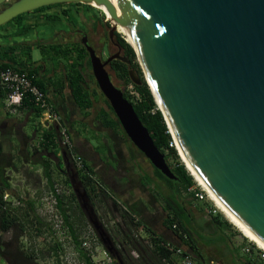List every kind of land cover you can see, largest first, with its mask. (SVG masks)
Masks as SVG:
<instances>
[{
	"label": "water",
	"instance_id": "obj_1",
	"mask_svg": "<svg viewBox=\"0 0 264 264\" xmlns=\"http://www.w3.org/2000/svg\"><path fill=\"white\" fill-rule=\"evenodd\" d=\"M71 2L104 7L110 14L109 34L120 32L132 47L175 148L228 212L264 244V0H122L130 26L111 0H0V25L40 6ZM118 22L132 40L118 30ZM82 42L128 138L175 180L105 62L85 38ZM115 57L130 62L119 53ZM128 74L141 83L132 68ZM69 178L101 243L123 264L76 173Z\"/></svg>",
	"mask_w": 264,
	"mask_h": 264
},
{
	"label": "trees",
	"instance_id": "obj_2",
	"mask_svg": "<svg viewBox=\"0 0 264 264\" xmlns=\"http://www.w3.org/2000/svg\"><path fill=\"white\" fill-rule=\"evenodd\" d=\"M72 4L77 3L73 2ZM51 5L52 4L40 6L32 11H43L46 7ZM87 5L92 7L90 4ZM62 14L68 15L69 10H64ZM21 15L22 14L17 15L16 18ZM44 15L47 14L44 13ZM48 16L57 18V16L52 13ZM48 16L47 18H49ZM27 29L28 26L23 25L22 30ZM116 34V40L122 47L124 55L130 60L129 65L120 60H115L112 63V67L117 71V77L125 86L123 95L133 104L137 116L148 129L155 145L164 153L166 162L177 178L174 180L166 177L152 164V174L144 173L139 162H135V160H137L135 158L138 157V155H145L139 149H136V152L131 155V150L127 160L124 157L118 160V162H120L119 167H121L126 174L128 173V175H130V181H134L137 177L136 179L140 182L141 186L140 190L147 192L145 194V201L140 198H134L133 196L127 197L124 201H120L117 197L115 198L113 196L112 192L116 193L113 187L107 186L103 183L101 178L97 176L92 161L88 159L83 150L85 146L83 144L75 145L74 143L71 150L67 149L60 143V137L54 126H49L44 130L43 138L41 137L37 145L33 147L32 154L27 156H31L30 163L32 165L40 167L42 176L45 178L50 189L49 194L52 192L55 197L54 207L60 215L61 226L66 229V233L77 251L78 258L82 261L93 264L88 252L82 246V238L79 236L77 227L72 220L71 213L68 212V207L64 201V196L66 195H64V192L60 191L55 184V177L60 176L64 183L71 188L69 176L72 171L76 173V179L81 182L89 198L93 199L95 197L98 202L100 201L103 204L105 213L116 211V213L120 215L122 224L119 222L114 223L116 233L115 230L109 228L105 222L102 224L116 246H120L118 250L119 257L123 264H160L161 257L167 252V250L162 247V242L166 240L183 244L201 258H205L202 256L201 250L198 249L190 229L189 223L191 215L188 207L207 212L216 226L227 228L230 222L219 210L215 212H208L206 210L205 207H213L211 201L205 199L196 201L193 199L192 193L187 191L188 187L194 184V178L180 159V154L177 153V149L174 145H169L172 141L171 134L168 131L163 114L157 106L149 85L144 79L142 69L132 47L125 41L120 32H116ZM15 49L16 47L14 45L1 49L4 60L0 61V69L13 67L15 69L24 70L21 67L15 66V58L12 55ZM55 54L68 60L70 70L67 71L65 75L67 87L72 95L73 103L86 114V108L92 106L96 96L95 92H90L86 88L85 80L81 74L82 63L85 57H87L86 50L81 44L73 43L70 48H58ZM26 55L30 58L29 50H26ZM129 68H132L139 76L141 80L140 84H135L130 80L128 74ZM31 72L33 71H28L29 75H33ZM32 81L43 90L42 86L35 78H33ZM25 105L30 106L40 115V109L28 96L24 97L19 108ZM96 118L99 120L100 125L105 129H109L114 137L118 136L122 142L132 144L121 127L118 118L114 115L112 108L108 107L106 102H104L103 107L97 109ZM66 124L68 125L67 122ZM71 139L74 142L72 135ZM40 142L42 143L41 151L37 148ZM53 145L55 146V150L53 154L49 156L47 155L48 150L52 148ZM92 148L89 147V149L95 151L94 147ZM71 153H78L82 156L84 168L75 167ZM17 157V153H6L3 143L0 140V239L1 234L6 232L11 233L12 239L8 242H4L5 245L3 249H1L0 245V260L1 262H5L4 264H39L38 258L40 256L44 257L45 255L52 254L57 264H65V260L60 258V253L63 251V244L54 236L47 241L43 249H38V247L31 244V242L26 245L25 241L22 240V238H26L30 241L33 230L39 235L44 232L52 235L53 229L51 222L45 221L37 213V200L29 197V195L20 196L14 190L8 170H19V164L15 162V158ZM66 163L68 167H66ZM119 167L117 168L118 171ZM134 168L139 170L138 173L134 172ZM32 172L35 173L36 171L30 169L27 171V174L31 175L33 174ZM116 180H120L119 176H116ZM117 185L121 187L118 182ZM149 185L152 186L151 191L146 190ZM124 187L127 188L126 186ZM56 189H58V192H55ZM127 189V191H129L132 188ZM70 194V199L76 202L77 208H80L77 198L71 189ZM108 201H111L113 207H110ZM41 203L40 201L39 204ZM158 217L162 218V225L169 229L172 234L177 235L178 239L174 237L169 238L164 235L163 232L156 230L155 223ZM174 223L176 224L175 227H173ZM31 226L32 228H30ZM141 226L146 228L150 239L149 243H144L142 239L135 237V231ZM30 229H32L31 232ZM224 235L229 238L226 233H224ZM219 240L223 241V238L220 237ZM132 250L136 251V257L131 254ZM245 260L249 264H264L263 261H259V263L258 261H252L247 255Z\"/></svg>",
	"mask_w": 264,
	"mask_h": 264
},
{
	"label": "crops",
	"instance_id": "obj_3",
	"mask_svg": "<svg viewBox=\"0 0 264 264\" xmlns=\"http://www.w3.org/2000/svg\"><path fill=\"white\" fill-rule=\"evenodd\" d=\"M53 9L46 8L43 11H27L22 13L20 17H13L11 20L0 25V61L4 60V55L1 54V49L10 45H14L16 49L12 55L15 58V66L21 67L27 71H33V76L37 82L42 86L46 93L47 99L58 109L64 120L70 127L71 135L74 139L75 145L83 144L85 147L92 148L93 145L85 138L76 128L72 126L74 122L80 124V128L89 127L94 130L93 124L96 120L91 119L88 123L86 116L81 109H79L74 103L73 98L67 87L66 72L70 70L69 62L66 58L55 54L58 48L66 49L70 48V44L63 42H53L55 38L60 40L61 34L63 35L62 20H56L55 18L48 16L53 13ZM47 14V15H44ZM47 16L49 18H47ZM23 25H27V30H22ZM61 29V30H60ZM58 32H61L58 33ZM55 37V38H54ZM47 40V41H45ZM38 48L42 54L38 59L32 58V49ZM26 50H29L30 58L26 55ZM68 56V55H67ZM5 90L0 88V140L3 143L6 153H17L21 158V162L18 166L20 168L38 167L35 165H29L31 162L32 149L41 137L43 138V132L48 127L43 126L39 120V114L30 106L25 105L21 108H17L15 111L10 110L5 103ZM91 107L86 108V114L89 113ZM35 125L34 128L27 130L28 125ZM105 132H109L107 129H100ZM42 143L40 142L37 148L41 151ZM93 149V148H92ZM55 150V146L48 150L47 155H52ZM46 151V150H45ZM96 151V150H95ZM44 152V151H43ZM98 157L99 153L96 151ZM17 160V158H15ZM127 159V156L126 158ZM90 160V159H89ZM91 161V160H90ZM138 161L140 167L144 173L152 174L151 163L145 160ZM103 164V163H102ZM130 167V166H129ZM103 169L106 171L109 167L103 164ZM102 169V170H103ZM123 170V169H122ZM138 169L134 168V172L138 173ZM107 172V171H106ZM124 170L119 176L120 180L117 182L121 186L116 191L118 200L124 201L127 197L140 198L145 201V194L147 191H142L140 182L137 181V177L131 183L132 189L129 192L125 191L127 184L125 182ZM160 181V180H157ZM123 187V188H122ZM148 191L152 190V186H147ZM191 215L190 229L193 233L196 245L202 252L203 259H215L220 264H229L231 261L237 260L239 264H249L245 259L239 257L234 258V248L230 240L229 228L216 226L207 212L197 210L196 208H188ZM202 213L204 215H202ZM203 216V217H202ZM203 218L202 226L207 231V244L205 245L198 236L195 228L198 223L195 219ZM169 238H173L172 232L163 225V229L159 230ZM226 233L228 237L224 235ZM222 237L223 241L219 240ZM259 263V261H258Z\"/></svg>",
	"mask_w": 264,
	"mask_h": 264
},
{
	"label": "rangeland",
	"instance_id": "obj_4",
	"mask_svg": "<svg viewBox=\"0 0 264 264\" xmlns=\"http://www.w3.org/2000/svg\"><path fill=\"white\" fill-rule=\"evenodd\" d=\"M72 3L73 2L62 3V4L73 5ZM57 5H59V4H57ZM98 9H97V11H99ZM99 14L101 15L102 12L99 11ZM102 15L106 19L105 14H102ZM40 56H42L40 50L38 48H33L32 49V58L38 59ZM128 87H130V86H128ZM72 126L74 128H76L85 138H87V140L93 145L94 150H96L97 153H99V156L101 157V159L103 160L104 163L109 164V166L115 168V161L110 157V154L115 155V150L113 148V145L111 144V139L109 137L108 132H105V131L100 130V129L94 130V129H91L89 127H86L85 129L82 127L80 128V124L78 122H74L72 124ZM31 127L34 128L35 125L29 124L27 127V130L31 129ZM109 152H110V154H109ZM180 158H181V156H180ZM15 162H16V164L22 163L20 156L17 157V160ZM29 165H31V167H32L31 163ZM28 169L29 168H23L22 167L21 169L19 168L18 171L17 170L16 171L15 170H8V173L11 176L12 186H13L14 190L18 193V195H20V196H28L29 195V197H32L34 200H37V202H38L37 213L45 221L51 222L53 234L49 235L47 232H44L43 234L39 235L38 233H35L33 230L32 235L30 236V241L26 238H22V240L25 241L26 245L29 242H31V244L38 247V249H43V246L47 243V241H49V239H52V236H54L56 239L61 241L63 244V251L60 253V255H61L60 258L64 260L65 256H67V257L73 256L74 258L77 259L78 258L77 251L73 247V244H72L68 234L66 233V229L61 226L60 215L58 214L54 205L49 203V200H50L49 190L50 189L46 183L45 178L42 176L40 167H36V168L32 167L31 169H33L36 172L35 173L32 172L33 174H31V175L27 174ZM97 170L99 171V169H97ZM121 172H122L121 167H120L119 171H116V172H111V170L109 172L107 170L106 173H107L108 180H110V184L112 181L111 178L113 176H115V177L119 176ZM55 184L60 189V191H63L64 192L63 194L66 195V196H64L65 197L64 201L66 203V206L68 207V212L71 213L72 220H73L75 226L77 227L80 238L85 237L87 231L92 227V225L89 223V221H88L87 217L85 216L83 210H81L80 208H77L76 202L70 199V197H71L70 189L72 190V186H71V188L68 187L64 183L63 179L60 176L55 177ZM113 185H115L113 189L116 192L120 187L117 185V182ZM112 194L115 198L117 197L116 193L112 192ZM40 201L42 202L41 204H39ZM108 203H109L110 207H113L111 201H108ZM188 208H191V207H188ZM103 209H105V207H103V204L99 201V212L101 213V216H102L105 224L108 225L109 228L114 229L115 233H116V228L114 226V223L119 222L122 224L121 219H120V215L118 213H116V211H109V213L107 214V212L105 213ZM202 215H204V214L202 213ZM161 219H162L161 217H158L157 222L155 223L156 224L155 225L156 230H158V231L163 229ZM195 220L198 223L195 230L197 231L198 236L200 237L201 241L206 245L207 244V241H206L207 231L202 226L203 218L200 217V218H197ZM30 228H32V226ZM227 228H229L230 240H231L232 244L235 246L236 243L242 239L241 234L237 230V227H235L231 222L227 226ZM31 230L32 229H30V232H31ZM94 231H95V229H94ZM10 240H12L10 232L2 233L1 239H0L1 249L4 248V245H5L4 242H6V241L8 242ZM93 251H94V255L97 257H100L102 255L100 252V249H98V250L93 249ZM233 254H234V258L239 257L240 259H246V255L243 254L241 252L240 248L237 246L234 248ZM133 256L136 257L135 255H133ZM78 259L81 261L80 258H78ZM38 262H39V264H57L55 262V258L53 257L52 254L45 255L44 257L40 256L38 258ZM4 263L5 262H1V260H0V264H4ZM229 264H239V262H237V260H234V261H231Z\"/></svg>",
	"mask_w": 264,
	"mask_h": 264
},
{
	"label": "built area",
	"instance_id": "obj_5",
	"mask_svg": "<svg viewBox=\"0 0 264 264\" xmlns=\"http://www.w3.org/2000/svg\"><path fill=\"white\" fill-rule=\"evenodd\" d=\"M33 78L34 76L29 75L27 70H19L13 67L1 68L0 88L5 90L6 105L10 108V110L15 111L21 105L24 97L28 96L40 109V123L45 127L54 126L60 137V143L67 149L71 150L74 146V142L71 139L69 127L64 121L62 113L46 98L44 91L33 83ZM169 145H174L175 147L173 138ZM71 155L75 167L84 168L82 156L78 153H71ZM187 191L192 193L193 199L196 201L204 199L211 201L213 207H205L208 212H215L216 210H219L212 199L208 196L207 191L196 181L195 178L194 184L189 186ZM55 192H58V189H56ZM49 198V203L54 205L55 197L52 192L49 194ZM175 226L176 224L174 223L173 227ZM237 230L240 232L242 239L238 241L235 246L239 247L241 252L249 256L252 261L264 262V249L243 235L238 228ZM135 237L142 239L144 243H149L150 241L146 228L143 226L139 227L135 231ZM173 237L178 239V236L175 234H173ZM162 243V247L165 248L167 252L161 257L160 264H220L215 259L201 258L183 244L171 242L170 240H166ZM82 246L88 252L93 264H119L118 261L115 260V258L105 249V247H103L97 233L92 227L87 231L85 237L82 238ZM119 247V245L116 246V254L118 256ZM93 249H100L102 255L100 257L95 256ZM131 254L137 256V253L134 250L131 251ZM64 260L65 264H89L82 260L80 261L73 256H65Z\"/></svg>",
	"mask_w": 264,
	"mask_h": 264
},
{
	"label": "flooded vegetation",
	"instance_id": "obj_6",
	"mask_svg": "<svg viewBox=\"0 0 264 264\" xmlns=\"http://www.w3.org/2000/svg\"><path fill=\"white\" fill-rule=\"evenodd\" d=\"M76 3L77 4H73V5H64L62 3L59 5L52 4L51 6L46 7L47 9L51 8L54 10L53 13L57 16V18H55V19L56 20H62L61 24H62V26L65 27L63 29V32H65V33L63 35L61 34V32H58L61 34V36L59 37L60 40L58 38L54 37L55 39L50 40V41L60 43L61 40H63V42L69 43L70 45H72L73 43H79L86 50L87 57H85V59L82 63L81 74L83 76V79L85 80L86 88L90 92H95L96 96H95L93 104L91 106V110L89 111L88 114H84V116H86V118H88L87 119L88 123H90L89 121H91V119L96 120V123L93 124V128L105 129V128H103V126L100 125L99 120L96 118L97 109L103 107L104 102H106L108 104V107H111V106H110L108 100L106 99V97L104 96V94L102 93V91L100 90V88L97 84V81H96V78L94 76V72L92 69V65L90 62L89 53H88L87 49L85 48V45L82 42V40H83V38H85L86 42L93 48L95 53L100 57L101 61L105 62L104 68L107 70L110 79L112 80V82L117 87H120L123 90H124L125 86H124L123 82L117 77V71L114 70V68L112 67V63L115 60H120L119 58L115 57L116 53H119L120 55L123 56L124 51H123L122 47L120 46V44L118 43V41L116 40V36H117L116 32L117 31L114 30L111 34H109V31L111 28L110 27V21L107 17H106V19L103 17L102 14H105V13L95 6L89 7L87 4H84L81 2H76ZM97 9L100 12H102L101 15L99 14V11H97ZM64 10L65 11L69 10V14L63 15L62 13ZM45 41H47V40H45ZM120 61H122V60H120ZM129 63H127V64L129 65ZM107 130L109 131L108 133H109V137L111 139V144L113 145V148L115 150V155L110 154V152H109L110 157L115 161V168L104 163L103 160L101 159V157H98L96 155L95 151H92L91 149H89L87 147H84L83 150L85 151V154L87 155L88 159H90L92 161L96 172L98 171L97 169H99V171L97 172V176H99L101 178V180L103 181V183H105L107 186L114 188L115 185H113V184H115L117 181L116 177L113 176L111 178L112 181L110 184V180H108L107 173H106L107 170L105 171L103 169V164H106L109 167V169H108L109 172H110V170H111V172H116V171H118L117 168L119 167V163H120V162H118V160L122 159L123 157L126 158V156L128 157L131 150H132L131 155H133L136 152V149H138V148L132 143V141L130 139H129V141L132 144H127V142H122V140L120 138H118V136L114 137L111 134L109 129H107ZM135 159H137V160L142 159V160H145V161L150 163V161L148 160V158L146 156L138 155V157H136ZM119 169H120V167H119ZM125 176H126L125 182L127 184V188H130L131 183L133 181H130L131 177H130V175H128V173ZM76 180H78V179H76ZM127 190L128 189H126L125 191H127ZM127 192H129V191H127ZM91 200L93 201V203ZM90 202L92 203V205L94 207V210H95V213L97 214L98 219L100 220L101 223H104V220L101 216V213L99 212V202L97 201V199L95 197L93 199H90ZM112 245H113L114 250L116 251V244L113 242V240H112Z\"/></svg>",
	"mask_w": 264,
	"mask_h": 264
},
{
	"label": "bare ground",
	"instance_id": "obj_7",
	"mask_svg": "<svg viewBox=\"0 0 264 264\" xmlns=\"http://www.w3.org/2000/svg\"><path fill=\"white\" fill-rule=\"evenodd\" d=\"M114 5L116 6V9L118 10V12L120 13V16L122 18V21H124V23H126L127 25L130 26L128 17L126 15V11L124 9L122 0H111ZM97 7V6H96ZM106 15V17H110V14L105 10L104 7H99ZM118 30L121 31L122 33H124L128 40H132L130 38V36L128 35L126 29L124 28L123 24L121 22H118V26H117ZM175 146L178 147V145L175 143ZM182 161L185 163L187 169L190 171V173H192V175L195 177L196 181L203 186V188L207 191L208 196L212 199V201L214 202V204L218 207V209L223 213V215L234 225L236 226L242 233L243 235H245L246 237H248L250 240L254 241V243H256L259 247L264 249V244L261 243L259 240H257L239 221H237L229 212L228 210L222 205V203L215 197V195L208 189V187L201 181V179L197 176V174L195 173L193 167L190 165V163L186 160V158L184 157L182 151L178 148L177 149ZM180 158V159H181Z\"/></svg>",
	"mask_w": 264,
	"mask_h": 264
}]
</instances>
